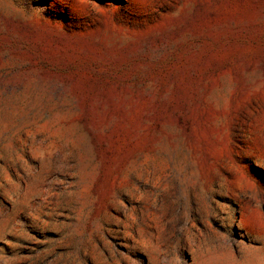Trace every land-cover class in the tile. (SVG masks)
Listing matches in <instances>:
<instances>
[{
  "label": "rangeland",
  "instance_id": "rangeland-1",
  "mask_svg": "<svg viewBox=\"0 0 264 264\" xmlns=\"http://www.w3.org/2000/svg\"><path fill=\"white\" fill-rule=\"evenodd\" d=\"M0 264H264V0H0Z\"/></svg>",
  "mask_w": 264,
  "mask_h": 264
}]
</instances>
